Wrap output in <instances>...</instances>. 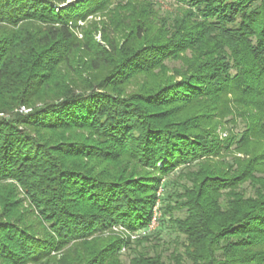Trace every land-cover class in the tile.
Instances as JSON below:
<instances>
[{"label":"trees","instance_id":"1","mask_svg":"<svg viewBox=\"0 0 264 264\" xmlns=\"http://www.w3.org/2000/svg\"><path fill=\"white\" fill-rule=\"evenodd\" d=\"M176 1L0 0V264H264V0Z\"/></svg>","mask_w":264,"mask_h":264},{"label":"rangeland","instance_id":"2","mask_svg":"<svg viewBox=\"0 0 264 264\" xmlns=\"http://www.w3.org/2000/svg\"><path fill=\"white\" fill-rule=\"evenodd\" d=\"M154 2V5L159 8L160 12L161 13H173V12H176L177 10H179V8L182 6L181 3H179L178 1L176 0H153ZM100 16L99 15H89L88 17H86L87 22L90 21V20H99ZM85 21L86 20H78V25L80 26H83L85 25ZM75 33L78 35V37H82V32H81V29L80 27L75 29ZM94 38L97 42L103 44V41L101 39V32L100 31H96L94 33ZM20 110L22 111H27V109L25 107H21ZM9 114L7 113H3V112H0V116H3V117H6L8 116ZM228 126H231V124L229 123ZM242 128V125L240 124L239 127H237L236 129L239 130ZM225 133H221V135L223 136ZM158 165L161 166V163H158ZM180 167H178L174 172H172L170 175H168L167 177H165L163 180L166 181V189H167V192L166 193H169V192H172L174 189H176L178 186H177V183H176V179H175V176L177 175L178 171H179ZM162 180V182H163ZM163 185L160 184V186L157 188L156 190V196H160L163 194ZM163 197H161V200L157 199L156 201L159 202L157 203L156 201L153 203L152 205V211H151V214L153 212V210H155L157 208V212H158V215L160 213V217L159 219L163 218L162 216V213H163ZM168 201H171V198H169ZM175 217L176 216H183L184 215V212L183 211H174V214H173ZM157 228H161V227H158ZM160 230V229H159ZM153 232V231H152ZM104 235H111V234H118L120 235V233L118 231H115V230H106L104 233ZM143 236V235H141ZM139 236L137 237H134V238H131V240H135L136 238H138ZM183 238V235L180 234L177 229L173 226V224L171 222L167 223L166 225H164L162 227V229L160 230V235H159V241L161 243V245L163 247H166V249L168 250H171L172 247L174 246V243L177 242V240ZM121 253V259L123 261L124 264H129V258L132 256L131 252H128L127 249L124 248L121 249L120 251Z\"/></svg>","mask_w":264,"mask_h":264},{"label":"built area","instance_id":"3","mask_svg":"<svg viewBox=\"0 0 264 264\" xmlns=\"http://www.w3.org/2000/svg\"><path fill=\"white\" fill-rule=\"evenodd\" d=\"M158 202H159V200H158ZM158 216L160 217V213L158 215L157 208H156L152 212L150 222L145 227L140 228V229H138L136 231H132L131 232V231L127 230L122 225H114L111 229L115 230V231H118L122 235L129 236L130 239L134 238V237H137V236L146 235L148 233H151L152 231H155L157 229V226L159 227L160 219H159ZM122 249L124 250V247Z\"/></svg>","mask_w":264,"mask_h":264}]
</instances>
